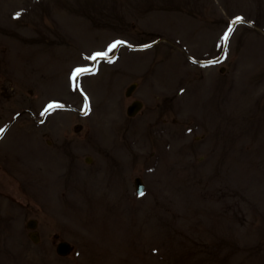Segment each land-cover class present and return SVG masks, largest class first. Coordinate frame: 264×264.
<instances>
[{"label": "rangeland", "instance_id": "rangeland-1", "mask_svg": "<svg viewBox=\"0 0 264 264\" xmlns=\"http://www.w3.org/2000/svg\"><path fill=\"white\" fill-rule=\"evenodd\" d=\"M0 129V264H264V0H0Z\"/></svg>", "mask_w": 264, "mask_h": 264}, {"label": "snow or ice", "instance_id": "snow-or-ice-1", "mask_svg": "<svg viewBox=\"0 0 264 264\" xmlns=\"http://www.w3.org/2000/svg\"><path fill=\"white\" fill-rule=\"evenodd\" d=\"M20 15V13H17L14 18H18ZM240 22H243L242 18L241 17H236L235 20L229 24L228 28H227V31L224 33V35L221 37V41L226 44L229 37H230V34L231 32L234 30V25L236 23H240ZM122 42L120 41H117L113 44H110L107 48L106 51L104 52H97L95 53L93 56L89 57L90 60H96L97 58H106L108 56L109 53L113 52L114 49H116L118 46L121 45ZM111 62V61H109ZM216 62H219V61H210L209 63H216ZM85 71H91L90 69L88 70H85V69H80V68H77L76 70H74V72L72 73V79L75 80L78 78V75L80 74H83ZM85 105L87 107V101H85ZM52 105H49V108H51ZM45 111H47V109H45ZM4 131V129H0V133H2ZM141 195H143V193H141Z\"/></svg>", "mask_w": 264, "mask_h": 264}, {"label": "water", "instance_id": "water-1", "mask_svg": "<svg viewBox=\"0 0 264 264\" xmlns=\"http://www.w3.org/2000/svg\"><path fill=\"white\" fill-rule=\"evenodd\" d=\"M141 107V104L138 102H134L129 108H128V115L132 116L134 115ZM135 185L137 188V192L140 193L142 191V184L139 179L135 180ZM29 227H33L31 223L28 224ZM71 251V247L67 243H59L57 247V252L60 255H67Z\"/></svg>", "mask_w": 264, "mask_h": 264}]
</instances>
